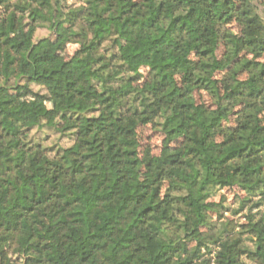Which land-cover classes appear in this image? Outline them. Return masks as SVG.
Segmentation results:
<instances>
[{
    "label": "trees",
    "instance_id": "trees-1",
    "mask_svg": "<svg viewBox=\"0 0 264 264\" xmlns=\"http://www.w3.org/2000/svg\"><path fill=\"white\" fill-rule=\"evenodd\" d=\"M259 4L0 0V264H264Z\"/></svg>",
    "mask_w": 264,
    "mask_h": 264
},
{
    "label": "rangeland",
    "instance_id": "rangeland-1",
    "mask_svg": "<svg viewBox=\"0 0 264 264\" xmlns=\"http://www.w3.org/2000/svg\"><path fill=\"white\" fill-rule=\"evenodd\" d=\"M258 2L260 3V13L264 19V0H258ZM2 11V8H0V14ZM48 34L49 33L46 29L40 28L36 31L34 40L38 41L40 39L46 38L49 36ZM75 49V46L69 47L68 53L70 55L73 54ZM35 90L38 91L37 89ZM22 97L25 99L28 98V96L26 95H22ZM193 100L200 101V96L195 95ZM52 106V102L47 103L48 108H51ZM140 132V137L143 144L151 146L153 152H156L160 145L161 136L157 133H154V131H152L149 127L141 129ZM30 140L35 143H40L46 148H55L56 146L60 148H67L72 144V139L56 135L46 128H39L31 131ZM237 193L238 192L235 190L221 191L213 201L219 203L222 199H224V201H222V209H220L219 211V214L223 215L224 219H234L238 222H243L244 213L241 215L233 216V213L240 208L238 201L239 199H237Z\"/></svg>",
    "mask_w": 264,
    "mask_h": 264
}]
</instances>
